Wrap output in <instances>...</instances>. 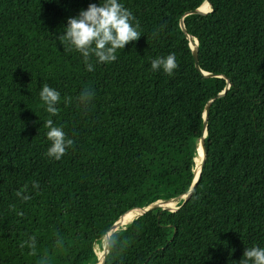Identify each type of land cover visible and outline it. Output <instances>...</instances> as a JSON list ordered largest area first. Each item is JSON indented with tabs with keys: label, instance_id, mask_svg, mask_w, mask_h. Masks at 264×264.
Listing matches in <instances>:
<instances>
[{
	"label": "trees",
	"instance_id": "trees-1",
	"mask_svg": "<svg viewBox=\"0 0 264 264\" xmlns=\"http://www.w3.org/2000/svg\"><path fill=\"white\" fill-rule=\"evenodd\" d=\"M209 1L201 15L189 13L203 0H119L142 36L112 63L93 57L90 72L58 36L99 0H0V264H95L120 216L188 191L207 104L190 198L125 222L103 264H239L264 247V0ZM172 53V75L152 70ZM45 84L60 93L56 116L40 99ZM48 119L74 141L59 161L47 156ZM29 237L35 255L21 247Z\"/></svg>",
	"mask_w": 264,
	"mask_h": 264
},
{
	"label": "clouds",
	"instance_id": "clouds-1",
	"mask_svg": "<svg viewBox=\"0 0 264 264\" xmlns=\"http://www.w3.org/2000/svg\"><path fill=\"white\" fill-rule=\"evenodd\" d=\"M139 31V22L135 21L133 13L128 10L119 0H104L103 3H89L86 10H81L76 17L67 20V27L64 28L62 35L58 39L66 44L69 50H75L80 53L86 64L87 71H93L94 67L91 59L95 57L100 64H109L117 59V52L123 50L130 42L138 41L141 37ZM153 71L162 70L167 75H172L178 68L175 54H169L164 58H156L151 62ZM40 99L46 105V111L51 116L59 113L57 105L61 102L60 93L43 85L40 91ZM94 93L91 89L82 90L78 100L81 104L87 105L92 99ZM71 98H66L70 102ZM48 128L47 139L50 141V147L47 150V156L59 161L66 154V150L73 146L74 141L66 137L62 128L54 126L53 120L48 119L44 124ZM33 189L39 188V183L33 181ZM28 191V185L16 192V196L24 201L30 199L25 194ZM14 209V205L10 206ZM17 215H23L22 212ZM57 246H61L63 241L57 240ZM119 237L116 233H108L104 237V248L110 254L118 245ZM29 247L31 255L36 254V239L29 237L28 241L21 244V247ZM40 264H48L47 256L41 259ZM239 264H264V247L252 246L246 248Z\"/></svg>",
	"mask_w": 264,
	"mask_h": 264
},
{
	"label": "water",
	"instance_id": "water-1",
	"mask_svg": "<svg viewBox=\"0 0 264 264\" xmlns=\"http://www.w3.org/2000/svg\"><path fill=\"white\" fill-rule=\"evenodd\" d=\"M208 4L209 6V10H203L202 7L204 4ZM212 11L211 9V3L209 0H203L202 4L196 8L195 10L191 11L189 14H201V15H204V14H208ZM180 28L182 30V32L184 33V35L186 36L187 40H188V45L190 46V49H191V54H192V57H193V60H194V65L196 67V69L198 71H200L199 69V66H198V42L197 40L194 38H192L187 32H186V28L183 24V22L181 21L180 23ZM204 76L206 77H210V76H213V75H210V74H206V73H202ZM230 86V83L228 81H226V87L224 88V90L219 94V95H223L225 90ZM208 107H209V104L206 105V108L204 109V113H203V117H204V124H203V135L201 138L198 139L197 141V144L199 143L200 146H201V151H202V163L200 165V168L198 170H192L193 171V179H192V182H191V185H190V188L188 189V191L184 194V195H181L180 197L174 199V200H182V203H185L191 196V193H192V190L195 188V186L197 185V182H198V179L200 177V173H201V168L204 164V160H205V148H204V142H203V139L204 137L206 136L207 134V131H206V119H207V115H208ZM196 149H197V146H196ZM173 200V199H171ZM169 200H163V201H156L144 208H140V209H136V210H131V211H136L138 213V215L134 218L136 219L138 216L140 215H143L144 213L150 211V210H154L156 208H160L161 210H168V211H171V212H175L179 207H174V208H171V207H167L165 205V202H167ZM120 218L121 216L112 224L111 228L109 229V231L106 233V235L104 237L107 236L108 233H113L117 230H120V229H124V227H120ZM103 237V238H104ZM107 250L104 248L103 250V253L101 255V258L97 257V261L95 264H103L104 262V259H105V256L107 254Z\"/></svg>",
	"mask_w": 264,
	"mask_h": 264
},
{
	"label": "bare ground",
	"instance_id": "bare-ground-1",
	"mask_svg": "<svg viewBox=\"0 0 264 264\" xmlns=\"http://www.w3.org/2000/svg\"><path fill=\"white\" fill-rule=\"evenodd\" d=\"M202 9L203 10H209V6H208V4H204L203 5V7H202ZM196 150H198V153H199V155H196L195 154V156H194V165H193V169L194 170H198L199 168H200V165H201V163H202V151H201V146H200V144L198 143L197 144V149ZM165 205L167 206V207H171L172 208V206H173V204L172 203H170V200L169 201H167V202H165ZM138 215V213H134V214H125L123 217H121L120 218V227L122 228V225L125 223V222H127L129 219H132V218H135L136 216ZM128 216H130V218H128ZM97 251V250H96ZM99 251V250H98ZM98 254V256H99V258H101V253L100 252H97Z\"/></svg>",
	"mask_w": 264,
	"mask_h": 264
},
{
	"label": "rangeland",
	"instance_id": "rangeland-1",
	"mask_svg": "<svg viewBox=\"0 0 264 264\" xmlns=\"http://www.w3.org/2000/svg\"><path fill=\"white\" fill-rule=\"evenodd\" d=\"M196 155H199V153H198V150H196V153H195ZM194 170V169H193ZM177 202H178V200H171L170 201V203H172L173 204V206H172V208H174V207H176L177 206ZM128 218H130V216H128ZM97 250V251H96ZM99 250V251H98ZM103 250H104V238L101 240V242L100 243H98V244H96L95 246H94V251H95V254H96V256L97 257H99L97 254V252H100L101 254L103 253Z\"/></svg>",
	"mask_w": 264,
	"mask_h": 264
}]
</instances>
